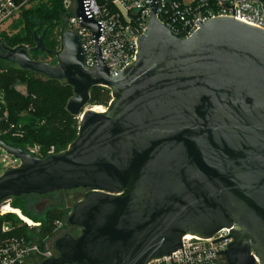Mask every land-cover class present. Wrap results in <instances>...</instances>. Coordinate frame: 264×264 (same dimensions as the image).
<instances>
[{
    "label": "water",
    "instance_id": "obj_1",
    "mask_svg": "<svg viewBox=\"0 0 264 264\" xmlns=\"http://www.w3.org/2000/svg\"><path fill=\"white\" fill-rule=\"evenodd\" d=\"M80 26L92 32L95 66L83 65L78 36L60 35L56 64L29 58L35 46L0 52V60L53 81L74 96L79 118L68 148L37 158L0 139L20 162L0 176V203L27 195L85 190L67 219L80 229L40 264H149L180 249L182 238L232 239L215 252L227 264H264V31L217 17L180 39L157 19L149 0L146 33L135 62L109 76L100 47L102 26L88 0H75ZM92 87L110 91L98 113L84 109ZM44 204H40L43 207ZM184 262V256H183ZM172 264V260H171ZM185 264V263H184Z\"/></svg>",
    "mask_w": 264,
    "mask_h": 264
},
{
    "label": "built area",
    "instance_id": "obj_2",
    "mask_svg": "<svg viewBox=\"0 0 264 264\" xmlns=\"http://www.w3.org/2000/svg\"><path fill=\"white\" fill-rule=\"evenodd\" d=\"M25 2L26 0H0V27L11 20ZM61 4L67 13L64 31L73 32L78 36L83 54V65L86 69L91 70L95 66L93 57L95 44L92 32L80 26V22L75 16V0H61ZM88 4L89 14L103 28L98 44L103 60L109 69V76L112 78L135 62L138 38L146 33L150 18V2L149 0H102V2L88 0ZM217 17L233 18L264 31V0H190L189 3H184L181 0H157L159 23L180 39H186L198 30L199 25L195 24L196 20H199L200 24H204ZM3 103L0 98V105ZM3 115L6 116V112H3ZM13 128L12 125L9 130L0 131V135L8 133ZM27 153L33 157L43 158L38 147L28 149ZM53 154L55 152L50 149L47 151L46 157ZM2 162L11 166L9 168H16L13 166L19 161L13 157L12 160L3 157ZM7 207L9 208V205ZM8 208L0 211V217L6 213ZM53 228L61 229L63 223L60 220H55ZM1 231L7 233L9 227L3 225ZM227 235H229V229L222 228L208 239L185 236L182 238L181 244L184 262L180 248L172 252L171 256L154 259L149 264H171V260L172 264H221L224 257L219 255L220 253L215 254V252L225 251L232 239L227 237L212 242ZM251 255L255 264H259L255 255L253 253ZM52 257H57L53 246L42 247L37 242L25 238L11 236L0 243V264H40Z\"/></svg>",
    "mask_w": 264,
    "mask_h": 264
},
{
    "label": "trees",
    "instance_id": "obj_3",
    "mask_svg": "<svg viewBox=\"0 0 264 264\" xmlns=\"http://www.w3.org/2000/svg\"><path fill=\"white\" fill-rule=\"evenodd\" d=\"M31 1L35 2L30 4L28 8L22 6L19 8L20 11L18 10V18L13 21L11 27L12 30H16L15 34L10 37L5 32L0 33V52L19 47L31 50L35 46V33L37 37L43 36V46L46 51H30L28 53L29 58L37 62H44L39 59V55L54 59V55L57 53V36L59 35L60 39L61 31L66 29L67 13L62 7L61 0ZM98 1L102 2V0ZM22 85L25 86L29 94L27 97L15 90V86ZM72 92V88L68 85L63 86L60 82L49 79L42 80V76L38 74L22 70L15 65L0 60V98L4 102L3 105H0V131L9 130L10 126H14L8 133L0 135V139L6 145L22 149L25 152H27V145L38 142L44 150L51 147L49 144H52L53 147L55 146V150L57 149L54 152L65 151L66 146L75 139V136L70 139L73 131L71 122L74 116L66 110L67 99L71 98ZM110 100V91L106 88L92 87L89 91V103L107 106ZM29 103L33 104L34 112L30 117L21 119L18 117V113L26 109ZM3 112H6V116L3 115ZM40 123L42 124L39 125ZM35 126L40 127L35 128ZM42 131L45 132L42 137L46 142L40 138ZM54 132L55 136H53ZM19 134H22V136L18 137ZM42 157L45 158L46 155L42 154ZM20 197L9 199L17 201ZM17 205L15 202L13 207L16 208ZM51 211L56 210L51 209ZM21 212L24 214L23 211ZM47 217L46 221H38L40 222V228L22 229L17 227L16 222L18 220L15 216H12V214L7 216L6 221L2 222L0 220V243L8 237L15 236L37 242L42 246L41 239L43 237L50 240L55 236L53 228L55 220H60L63 227L69 228L68 234L71 236L77 237L80 234V229L70 227L67 224L66 215L64 218L57 216V214H53V216L49 214ZM3 225L9 227L7 233L1 231ZM32 233L37 234L39 239L31 238L28 235ZM56 239H52L49 247L53 246L52 242Z\"/></svg>",
    "mask_w": 264,
    "mask_h": 264
},
{
    "label": "rangeland",
    "instance_id": "obj_4",
    "mask_svg": "<svg viewBox=\"0 0 264 264\" xmlns=\"http://www.w3.org/2000/svg\"><path fill=\"white\" fill-rule=\"evenodd\" d=\"M182 1L184 3H189L190 2V0H182ZM34 2L35 1L26 0V2L23 5H21L20 8L22 6H24L25 8H28L30 6V4H32ZM18 12L14 15V17L11 20L7 21L5 24H3L0 27V33L1 32H5V34L7 36H10V37L15 34V31L16 30H12L11 27H12V23H14L13 21L16 18H18V15H19ZM65 22H66V20H65ZM57 40H58V43H57V47H56V52H59V50H60V44H61L60 43V39H59V35L57 36ZM39 59L40 60H43L46 63H50L52 65L56 64V62H57L55 55H54V59H52V58H46L45 55H39ZM39 76H41V75H39ZM46 78L47 77L42 76V80H44V79L47 80L48 78L47 79ZM57 82H60V84H62L63 86L68 85L66 83V81H64V80L57 81ZM15 90L18 93H21L22 95H24V97H27L29 95L27 93V90L25 89V86L24 85H22V86H15ZM70 96L72 98L74 96V93L72 92ZM32 98H34V97H32ZM70 99H67V103L69 102ZM99 106L100 107H103V108L106 107V106H102V105H95L93 103H89L88 102L84 109H91V108L99 107ZM33 112H34L33 104L29 103L26 109H24L23 111H21L20 113H18V117H20L21 119L22 118H26V117L28 118V117L31 116V114ZM41 124L42 123H40L39 125H41ZM37 127H40V126H37ZM37 127L35 126V128H37ZM78 127H79V118L74 116V118L72 119V122H71V128L73 129V131L71 133L70 139L74 138V136L76 138L77 132H78ZM22 134H19L18 137H21ZM44 134H45V132L42 131L41 132V136H40V138L42 140H44L43 139L44 137H42V135H44ZM53 136H55V132L53 133ZM38 143H34L32 145H27V147H26L27 148V152H28V149H32L34 147H38L40 149V152L42 151L41 154H45V155H46L47 151H49L50 149H53V151H56L57 150V149L55 150V146L53 147L52 144H49V145H51V147H49L48 149H45L44 150V149L41 148L43 146L41 144H38ZM68 146H66V149L68 148ZM56 154H58V153H56ZM3 157H8L9 159L12 160V157L11 156L7 155L2 149H0V176L9 167H11V166H7L4 162H2V158ZM18 166H19V162H17L13 167H18ZM84 195H85V190H83V189H76V190H72V191L53 192L51 194H47V195H43V196H33V195L21 196L17 201H14L13 199H7V200L3 201L2 203H0V211L2 209L5 210V208L7 209L8 208L7 207L8 205H9V207L14 208L13 207V204H15V202H16V204H18V205H17V207L15 209L20 210V212L23 211L24 212L23 215L25 217H27L28 219H30L33 222V224H35V225L34 226H29V224L23 222L19 217H17L16 215H14L11 212H8V213L4 214L2 217H0V220L2 222L3 221H6L7 220V216H9V215L12 214V216H15L17 218V220H18V222H16L17 223V227H20L22 229H25V228L26 229H36V228H40V226L39 225L37 226L36 224H39L40 222H38V221H40V220L41 221H44V220L46 221L47 218H48L47 216L49 214H50V216H53V214H57V216H60V217H63V218L66 215V217H67L66 220H67L68 217L71 214V211H72V208L74 207V205L77 202H79L80 200H82L84 198ZM40 204H44L43 207H38V206H40ZM51 209H55L56 211L52 212ZM54 231H55L54 232L55 233V236L52 239H54V238L56 239L57 237L60 238L62 235L68 234L69 228L63 227V228L58 229V230H55L54 229ZM28 235L31 238L39 239V236L37 234L32 233V234H28ZM52 239L48 240L47 237H45V238L43 237L41 239L42 246H46L47 245L49 247L51 245ZM53 243H54V241L52 242V244ZM221 264H227V263H226L225 260H222Z\"/></svg>",
    "mask_w": 264,
    "mask_h": 264
},
{
    "label": "bare ground",
    "instance_id": "obj_5",
    "mask_svg": "<svg viewBox=\"0 0 264 264\" xmlns=\"http://www.w3.org/2000/svg\"><path fill=\"white\" fill-rule=\"evenodd\" d=\"M92 110H93L94 112H98V113L104 112V108H103V107H100V106H99V107H94V108H92ZM8 212H11V213L17 215V216H18L23 222L29 224V226H33V222H32L30 219H28L27 217H25V216L20 212V210L15 209V208H12V207H9L8 210L6 211V213H8ZM6 213H5V214H6Z\"/></svg>",
    "mask_w": 264,
    "mask_h": 264
},
{
    "label": "flooded vegetation",
    "instance_id": "obj_6",
    "mask_svg": "<svg viewBox=\"0 0 264 264\" xmlns=\"http://www.w3.org/2000/svg\"><path fill=\"white\" fill-rule=\"evenodd\" d=\"M86 192V191H85ZM38 207H40V206H38ZM63 236V235H62ZM56 254H57V252H56ZM225 260V259H224Z\"/></svg>",
    "mask_w": 264,
    "mask_h": 264
},
{
    "label": "crops",
    "instance_id": "obj_7",
    "mask_svg": "<svg viewBox=\"0 0 264 264\" xmlns=\"http://www.w3.org/2000/svg\"><path fill=\"white\" fill-rule=\"evenodd\" d=\"M182 1V0H181ZM183 2V1H182Z\"/></svg>",
    "mask_w": 264,
    "mask_h": 264
}]
</instances>
